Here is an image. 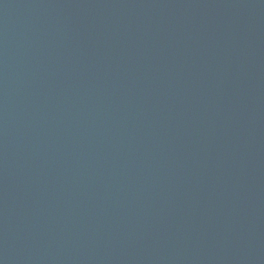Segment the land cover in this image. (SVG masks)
I'll list each match as a JSON object with an SVG mask.
<instances>
[{
    "label": "water",
    "instance_id": "obj_1",
    "mask_svg": "<svg viewBox=\"0 0 264 264\" xmlns=\"http://www.w3.org/2000/svg\"><path fill=\"white\" fill-rule=\"evenodd\" d=\"M0 264H264V0H0Z\"/></svg>",
    "mask_w": 264,
    "mask_h": 264
}]
</instances>
